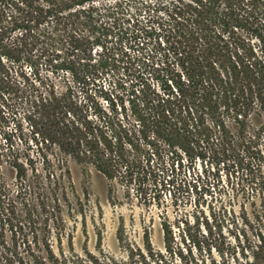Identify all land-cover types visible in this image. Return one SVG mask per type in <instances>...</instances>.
<instances>
[{"label":"rangeland","instance_id":"1","mask_svg":"<svg viewBox=\"0 0 264 264\" xmlns=\"http://www.w3.org/2000/svg\"><path fill=\"white\" fill-rule=\"evenodd\" d=\"M139 19L146 30L142 37L146 57L141 66L136 65V77L111 71L78 80L81 51L75 45L90 33L84 22L42 25L36 33L45 38L14 57L6 54V46L17 42L23 29L0 35V141L7 148L4 134H13L18 161L29 160L22 182L13 158L0 160V264L22 260L66 264L65 256L85 257V250L109 257L113 264H138L137 250L145 249L147 234L155 249L165 250L164 223L174 229L179 247L185 253L191 250L195 263H262L257 256L264 237V163L258 167L252 160L247 166L251 153L246 145L227 150L207 147L204 158L196 156L190 162L183 156V166L173 170L170 154L164 152L163 161L154 159L146 165L135 160L137 151L127 143L133 166L126 171L125 165H119L116 175L108 178L95 166L66 157L55 146L47 147L41 135L34 134L29 100L55 91L71 95L99 126V133L109 139L119 135L145 147L144 131L153 134L149 112L173 84L187 80L189 57L168 22L158 26L165 17L152 18L144 12ZM233 30L257 51L264 47V33L261 37L241 26ZM94 47L98 58L101 49ZM16 124L20 130H15ZM246 138L264 152V111L249 121ZM30 206L35 207L31 217ZM46 241L58 261L48 257Z\"/></svg>","mask_w":264,"mask_h":264},{"label":"trees","instance_id":"2","mask_svg":"<svg viewBox=\"0 0 264 264\" xmlns=\"http://www.w3.org/2000/svg\"><path fill=\"white\" fill-rule=\"evenodd\" d=\"M144 12L152 18L165 17L166 21H158V26L168 22L170 32L178 37L177 42L184 46L189 57L187 80L173 84L149 112L153 134L144 131L145 147L131 139L124 141L119 135L109 139L99 133V126L71 95L55 91L47 97L36 96L29 100L28 118L32 120L34 134L41 135L47 147L55 146L64 156L95 166L108 178L116 175L119 165H125L128 171L133 166L131 162L137 159L140 163L146 161V165L154 159L163 161L164 152L170 154L168 164L174 170L183 166V156L192 162L196 156L204 158L202 152L207 147L223 146L227 150L242 144L251 153L247 166L255 160L261 167L264 152L249 141L246 134L249 121L264 111V47L257 51L233 29L246 27L262 37L264 0H0V22L6 23L0 26V35L9 29H23L17 42L6 46V54H14L11 55L14 57L24 47L45 38V34L36 33L40 26L71 20V24L84 22L90 33L87 38L78 39L81 42L75 45V50L81 51L78 80L99 78L111 71L136 77V65L141 66L140 62L146 57L142 41L146 30L141 28L139 19ZM94 46L101 49L98 58L94 57ZM132 50L137 53L132 54ZM0 63L3 65L1 58ZM136 91L139 89H133L134 93ZM15 127V130L21 129L19 124ZM4 135L7 148L0 141V160L4 156L13 158L18 180L26 181L29 160L19 162L13 134ZM127 143L135 153L137 151L135 160H130ZM50 173L52 171L49 178ZM42 206L46 209L44 202ZM30 208L31 217L35 207ZM163 233L165 250L155 249L147 234L145 249L137 250L141 258L138 264H148V260L156 264H199L195 263L191 250L186 249L185 253L179 247L170 224H163ZM261 240L262 251L257 258L264 264V237ZM45 249L51 260L58 261L48 241ZM64 263L113 264V260L85 250V257L72 254L64 257ZM20 264H25L24 260ZM221 264L254 262L236 260Z\"/></svg>","mask_w":264,"mask_h":264}]
</instances>
